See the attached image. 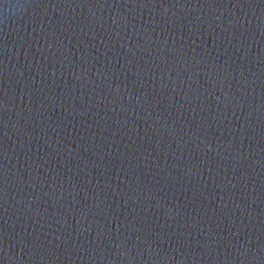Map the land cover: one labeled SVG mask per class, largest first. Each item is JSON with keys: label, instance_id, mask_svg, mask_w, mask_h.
Here are the masks:
<instances>
[{"label": "water", "instance_id": "1", "mask_svg": "<svg viewBox=\"0 0 264 264\" xmlns=\"http://www.w3.org/2000/svg\"><path fill=\"white\" fill-rule=\"evenodd\" d=\"M0 264H264V0H0Z\"/></svg>", "mask_w": 264, "mask_h": 264}]
</instances>
